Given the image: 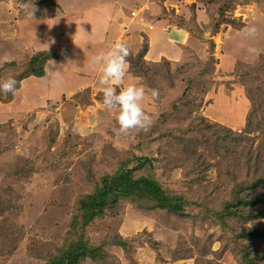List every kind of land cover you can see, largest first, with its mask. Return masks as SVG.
I'll use <instances>...</instances> for the list:
<instances>
[{"label":"rangeland","instance_id":"1","mask_svg":"<svg viewBox=\"0 0 264 264\" xmlns=\"http://www.w3.org/2000/svg\"><path fill=\"white\" fill-rule=\"evenodd\" d=\"M43 1L46 0H0V67L15 61L18 64V70H23L27 64L26 59L35 52L30 46L33 28H30L31 25L28 27L24 25L29 22V19L35 20L44 13H50L53 19L66 16L65 20L54 21L56 24L53 26L56 30L59 26L62 32H68L73 28V21L77 15L83 13L81 11L76 14L79 9L93 3L92 0H60L59 5L64 6L63 11L70 8L66 12L67 15H64L59 13V10H62L61 6L60 9H56L50 3L42 4ZM143 1L140 8L142 11H137L138 18L144 17V11L160 16L164 10V19L157 22V25L162 24L166 30L170 26V21L183 13L186 6L188 8L196 3L197 21L201 23L208 16V9L213 11L218 5L216 3L205 5L197 3L196 0ZM128 16L132 17L131 14ZM227 17L234 19L236 26L223 25L216 34L207 33L205 36V39L214 41V57L219 62L212 76L215 80L211 92L205 96L202 106L191 107L192 114L188 116L191 120L188 122L196 121L198 125V118L204 116L215 130L229 128L234 132H241L249 109L242 79L246 77L245 75H249V78L254 79L255 87L264 89V62L262 61L264 58V0H236L234 7L227 12ZM128 21L130 19L126 18V22ZM146 21L155 23L152 20ZM21 22L24 24L22 25ZM102 23L105 25V21ZM21 25L22 27H19ZM249 25L258 29L256 38L251 41L244 40L241 34V30ZM88 27H91V24ZM112 27L115 26L112 25ZM35 28L47 38L54 37L56 34V30L47 23ZM110 31V37L113 39L117 29H110ZM42 39H45V36ZM42 39L39 43L45 42ZM194 39L196 46L185 47L181 60L173 62L165 58L171 62L172 77L161 85L163 93L159 94L158 103L152 104L148 97L145 98L143 107L146 108L145 111L153 114L154 122L148 131H143L139 135L137 132L130 135H114L113 128L116 126L114 114L106 110L98 101L100 92L93 95L95 90L87 88L72 95L76 88L86 86L95 79L96 70L91 64V57L101 50H107L109 45L108 48L90 45L67 46L72 51L70 56H65L64 62L60 61L47 68L46 77H30L23 81L22 87L16 91L11 103L0 102V193L3 191L6 197L11 199L8 202L11 203L10 209L5 212V216L1 217V226L12 233L5 234L0 239V244L5 245L8 237L17 242L12 254L6 260H0V264H45V260L40 257L41 253L54 251L60 245L62 233L68 229V223L64 219H68L77 194L81 192V188L83 189L81 184L71 180V174L81 160L92 155L100 157L104 145H113L123 151L131 149L134 151L138 143L143 144L140 146L144 155L156 156L159 145L170 138L160 140L165 133L173 131L177 134L182 128L186 129L188 122H182L183 126L176 124L174 127L165 120V117L172 112V106L177 102L176 95L182 90L174 91L173 89V86L178 84V76L182 75L178 73L180 67L187 66L194 69L209 61L203 50L199 52L205 39L197 35ZM23 42L28 44V52L22 50ZM131 45H127L128 49L132 47ZM249 45L258 48L259 55H249L246 51ZM55 47L52 45L49 52L53 53L56 50ZM145 59L151 62L146 57ZM260 60L261 63L258 62ZM159 62H162V59ZM248 66H251V69ZM160 68L163 67L160 66ZM13 72L15 69L10 67L3 72V75L12 76ZM139 81V79H132L133 84L140 85ZM195 94L199 95L197 100L199 103L202 93L198 88L192 89V99ZM182 116L184 117V114ZM180 134L185 135L182 132ZM188 135V137L192 136ZM54 136L56 142L49 148V141ZM250 137L253 139L252 152L257 156L262 154L264 157L262 134L256 132ZM173 139L177 140L178 136ZM247 146L249 148V145ZM173 152L174 157L201 153L205 159V165L209 166L205 171L204 180L199 183H195L191 177H184L182 169L176 168L170 171L171 166L167 163H174L167 157L150 168L163 187L186 199L185 211L188 216L186 218L163 216L162 223L158 225L153 219L140 215L129 207L120 219L116 218L117 221L115 218L99 221L98 225L89 231V237L93 243L106 247L110 256L109 260L103 263L88 261L84 264H239L234 238L240 225L229 221V225H222L221 222L217 223L205 214L207 208L216 211L221 209L220 201L232 183L234 169L229 163L214 156L216 153L211 154L205 145L199 142L187 147L179 144ZM235 154L233 161L238 163L240 155L238 152ZM124 156L125 153L122 154V157ZM127 157H125L127 161L125 160L121 165L123 168L136 163L131 156ZM258 167L260 170L264 169L262 160ZM242 170L245 175H248L255 172L256 166L253 164L251 168L243 167ZM22 171H25L24 175ZM217 187L220 188L217 189ZM204 201L207 208L202 206ZM51 204L59 208L56 210L58 217L53 219L49 216L45 219V210ZM62 214L63 218H61ZM52 219L54 228L51 231L49 224ZM245 227L264 230V216ZM55 228L58 230L55 231ZM145 229L153 231L154 237L162 242L161 251L152 254L153 256L141 253L131 262L132 254H124L122 249L110 245L111 236L115 233L122 237H132ZM8 247L12 248L13 245L9 244ZM255 247L264 249V242L256 243Z\"/></svg>","mask_w":264,"mask_h":264},{"label":"trees","instance_id":"2","mask_svg":"<svg viewBox=\"0 0 264 264\" xmlns=\"http://www.w3.org/2000/svg\"><path fill=\"white\" fill-rule=\"evenodd\" d=\"M235 1L196 0L197 3L205 5L214 3L218 5L213 11L208 9L207 14L209 17L207 16L201 23L197 21L196 3L188 8L186 6L183 13L175 16L170 21L169 29L174 27L185 29L192 37L197 35L205 39L207 33L214 35L223 25L236 26V21L227 17V12H230L234 7ZM45 3L55 4L53 0L42 2V4ZM187 10H189L188 13H186ZM164 12L163 10L161 15L158 16L144 11L143 16L147 20L157 23L164 19ZM142 36L144 38L143 43L134 45L129 49L127 73L132 79H139L140 85L155 88L159 94H162L161 85L172 77V73H170L171 62L165 58L162 59V62H147L145 57L149 51V40L146 34L142 33ZM204 42L201 44L199 52L203 50L209 61L198 68L193 69L186 66L180 67L178 71L182 75L178 76V84L176 83L173 89L174 91L182 90L176 95L177 102L173 104L172 112L165 117V120L172 124L171 126L175 127L176 124L183 126L182 122L187 123L191 120V118H188L192 114L191 107L194 105L202 106L205 96L211 92L214 85L215 79L212 76L216 72V64L219 62L214 57L215 43L212 39H205ZM55 58L56 54L52 52H37L23 70H18L19 67L16 62L5 63L0 67V78L6 77L3 72L10 67L15 69L12 77L18 81V91L24 80L30 77L43 78L46 75L47 63ZM262 61L264 62V58ZM262 61L258 62L261 63ZM160 66L163 68H160ZM249 69H251V66ZM245 76L242 79V84L245 87L249 109L244 129L241 132H234L229 128L215 130L208 119L201 116L198 120L196 119L198 125H196V121L194 123L188 122L186 129L182 128L177 134L173 131L172 133H165L160 140L170 138L159 145L158 155L156 156L144 155L140 146H143V144L138 143L136 147L134 146L138 152L133 151V149L123 151L113 145H104L100 157L92 155L87 159L84 158L85 160H81L75 166L76 170L71 174V180L76 181V184H81L83 189H80L81 192L77 190V199L73 208L70 209V215L68 219H64L68 223V229L62 233L60 245L54 251L41 253L40 257L45 260V264H84L88 261L96 263L108 261L110 256L106 247L93 243L89 237V231L97 226L99 221L114 218L117 221L118 217L120 219L123 212L129 207L138 214L153 219L158 225L162 223L163 216L186 218L188 216L185 211L186 199L182 195L173 194L169 189L163 187L150 168L156 166V162L164 161L163 158L167 157L174 163H167L171 166L170 171L176 168L182 169L184 177H191L195 183H199L204 180L205 171L209 167L205 165L202 154L193 153L185 154V156H173V151L179 147V144L187 147L198 142L204 144L211 154L216 153L214 156H218L229 163L231 168L234 169V175L231 178L232 183L227 189L228 192L225 193V196L226 194L227 196H224L220 201L222 204L221 209L218 211L209 209L205 201L202 203V206L207 208L205 211L206 216L217 223L221 222L222 225H229L228 221L240 225L234 238L235 246L238 249L237 261L239 264H264V249L255 247L256 243L264 242V230L245 227L250 222L264 216V169L260 170V167H258L261 160L264 163V157L262 154L257 156L252 152L253 139L250 137L252 133L260 132L263 139L262 143H264V89L258 86L255 87L254 79L249 78V75ZM196 88L202 93L199 103L197 102L199 95L195 94L193 99L191 95L192 89ZM14 98L15 95L0 92V102L2 103H11ZM148 98L152 104L158 103V99L153 101L150 97ZM97 99L99 102L101 101V93H99ZM182 114H184V117ZM142 132L138 131L137 133L139 135ZM181 132L185 135H181ZM188 134L192 136L188 137ZM173 136H178V139H173ZM55 142L56 137L54 136L49 141V148ZM247 145H249V148ZM235 152L240 155L238 163L233 161V155H236ZM124 153L125 156L122 157ZM127 156H131L136 163L133 166L123 168L121 165L128 158ZM253 164L256 166L255 172L245 175L242 170L243 167L251 168ZM21 173L24 175L25 171ZM219 188L217 187V189ZM4 198L5 200H3ZM10 200L3 191L0 193V239L5 234H12L9 229L1 226V217L5 216V212L10 209L11 203H8ZM57 209L59 208L51 204L46 208L44 218L48 219L49 216H52L53 219L57 218ZM61 218H63V214ZM53 219L49 224L51 231L54 228ZM61 220L63 221V219ZM57 230L55 228V231ZM9 238L5 245L0 244V260H6L16 247L17 242ZM161 243L160 240L154 237L153 231L146 229L132 237H122L115 233L110 240L111 246L122 249L124 254H132L131 262L141 253L152 255L160 252ZM9 244L13 247L7 248ZM130 250H133V252L130 253Z\"/></svg>","mask_w":264,"mask_h":264},{"label":"crops","instance_id":"3","mask_svg":"<svg viewBox=\"0 0 264 264\" xmlns=\"http://www.w3.org/2000/svg\"><path fill=\"white\" fill-rule=\"evenodd\" d=\"M53 1L55 3L53 6L56 9H60V0ZM92 2L93 3L90 5H84L82 9H79V11L76 13L78 14L79 12L83 11V13L81 15H77L73 21V28L69 30L70 32H62L63 30H60L59 26H57L56 30V28L53 26L56 24L54 21L65 20L66 16L64 18L58 16L53 19L50 13H44L43 16L37 17L36 19L34 18L35 20L29 19L27 24L21 22L22 25L24 24L26 27L31 25L30 28H33L31 30L32 37L30 38L32 40L30 41V46L33 48V50H35L36 53L40 52L41 50L49 51V48H51L52 45L56 46V50L53 51V53L56 54V58L47 63L46 75L44 77L47 76V68L55 63H59L60 61L64 62L63 60L66 59L65 56L71 55L72 50L70 51L67 46L82 47L85 45H90L91 47H107L109 45L110 47L117 41L125 43L126 46L128 44H133L131 46H134L141 44V42L143 43L144 38L142 33H144L148 36V40H150L149 51L146 58L151 62H159L163 58L177 62L182 59L185 47L196 46L194 37L190 36L189 33L184 29H178L174 27L173 29L166 30V27L162 24H152L150 21H146L147 19L145 17L139 19L137 14L139 12L138 10L142 11L140 8L144 2L143 0H92ZM61 7L62 10H59V13L67 15L66 12L69 11L70 8L69 10L66 8V11H63L64 6ZM147 9L149 10V7H147ZM133 13L136 14L133 15ZM76 14L74 13V15ZM127 14H131L132 17L128 16ZM125 17L128 20L130 19V21L126 22ZM103 21H105V25H103ZM44 23H47L48 26L52 27L53 30H56L54 37L49 38L48 36L47 38L46 35L42 34V32L35 28L36 26ZM89 24H91V27H88ZM22 25L19 27H22ZM112 25L115 27H112ZM114 28L117 29V33L113 39H111L110 29ZM44 36L45 39H42ZM40 39L45 42L39 43ZM133 42H135V44ZM61 45L62 47L60 48ZM22 46V50L24 49L26 52H28V44L23 42ZM35 52H33V54ZM33 54L28 56L25 63L28 64L30 62ZM127 71L128 66L126 69L124 83L133 84L132 78L130 75H128ZM98 81L99 73L96 71L95 79L86 86L76 88L75 91L72 92V95L87 88L95 90L93 91V95H96L97 92H100Z\"/></svg>","mask_w":264,"mask_h":264},{"label":"clouds","instance_id":"4","mask_svg":"<svg viewBox=\"0 0 264 264\" xmlns=\"http://www.w3.org/2000/svg\"><path fill=\"white\" fill-rule=\"evenodd\" d=\"M258 29L249 25L241 30L242 38L254 40ZM249 55H259V49L249 45L246 49ZM130 52L125 43L117 41L107 50H101L91 57L94 70L99 73V91L102 106L114 114L116 126L115 136L130 135L138 131H148L153 124V114L145 111L143 102L146 97L153 101L158 99L159 92L146 85L125 84L127 58ZM18 81L11 75L0 78V92L15 95Z\"/></svg>","mask_w":264,"mask_h":264},{"label":"built area","instance_id":"5","mask_svg":"<svg viewBox=\"0 0 264 264\" xmlns=\"http://www.w3.org/2000/svg\"><path fill=\"white\" fill-rule=\"evenodd\" d=\"M136 13H133V15H135ZM167 29H169V27H167Z\"/></svg>","mask_w":264,"mask_h":264}]
</instances>
